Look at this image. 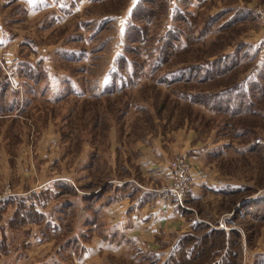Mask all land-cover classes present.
Masks as SVG:
<instances>
[{"label": "rangeland", "instance_id": "rangeland-1", "mask_svg": "<svg viewBox=\"0 0 264 264\" xmlns=\"http://www.w3.org/2000/svg\"><path fill=\"white\" fill-rule=\"evenodd\" d=\"M57 1L49 0L46 6L45 0H38L42 12L37 16L27 14L21 1L22 5L15 6L14 1L11 7L0 5V26L6 31L0 47L5 60L10 53L16 56L27 53L22 44L31 42L30 47L40 54L31 55L33 62L40 56H50L62 45L102 47L93 55L99 59L82 67L84 72L78 71L79 65L57 62L54 68H57L58 78L72 74L78 83L70 84L75 90L72 95H67L68 86L66 89L53 83L50 90L42 86L43 82L34 96H25L24 86L17 94L9 89L4 94L1 81L5 79V72L0 77V115L7 113L0 118V194L6 186L11 190L20 186L28 189L40 178L42 170L46 171L43 174L50 172L51 176L61 179L55 184L66 182L71 189L67 195L55 197L58 204L54 199L50 205L54 210L49 208L44 212V219L37 226L10 227L14 208L6 207L0 223V243L3 242L0 264H164L177 242L176 236L160 232L153 247L141 245L127 233L121 238L117 231L120 228L116 230L106 215L97 212L105 208V201L97 197L104 194L106 200L112 194V187L106 190V186L114 179L123 182L133 177L140 183L150 184L152 179L141 178L137 166L139 158L153 150L156 143L170 157V144L176 145L177 141L181 148L203 147L201 166L206 171L204 183L196 189L197 195L187 199L186 208L178 207L182 215L180 239L183 235L200 238L207 232L206 228L240 231L243 242L240 264H252L254 253L264 251V213L262 218L253 219L252 210L239 206L251 201L253 206L264 198V162L260 152L249 149L255 142L264 145V105L258 106L261 111L257 117L236 119L230 127L225 126L226 135L221 130L224 119L191 99L194 95L230 89L237 83H248L256 78L264 63V17L259 14H264V0L188 1L192 7L189 11L195 10L184 28L180 49L151 75L153 59L146 58L148 63L145 64L142 59L129 55L143 70L141 80L121 93L95 99L94 86L98 83L99 90L108 86L109 82L103 77L112 67L108 66L109 62L114 56L117 58V50L121 54L124 51V25L137 0L99 3L80 0L77 6L72 0H65L64 15L56 6ZM180 1L156 0L151 6L155 17L152 24L145 27L149 44L141 49L143 53H153L156 38L164 35ZM243 7L253 12V20L250 18L251 21L223 29L234 17V13L226 10ZM103 19L105 24H93ZM84 20L89 21L90 27L80 24ZM76 23L80 25L76 27ZM97 26L100 29L94 32ZM89 34L93 37L83 46L79 40L70 42L68 39L70 35L86 37ZM241 42L251 50L242 60V51L237 57L231 56L233 59L230 57L226 64L237 59V65L224 76L205 83L198 80L186 84L157 83L162 76L170 80L174 71L189 64L233 55L234 47ZM0 59L3 60L1 55ZM40 92L45 93L44 96ZM208 146H213L211 155ZM179 150L173 152L171 160L181 156ZM214 152L221 154L220 157L214 156ZM102 188L106 193L100 192ZM74 197L76 208L57 214L62 204ZM0 209H4L2 204Z\"/></svg>", "mask_w": 264, "mask_h": 264}, {"label": "trees", "instance_id": "trees-1", "mask_svg": "<svg viewBox=\"0 0 264 264\" xmlns=\"http://www.w3.org/2000/svg\"><path fill=\"white\" fill-rule=\"evenodd\" d=\"M102 0H93L94 3L100 2ZM190 0H181L170 20V25L167 24L164 29V35L156 38L157 46L153 48L150 52H142L143 47L148 46V33L146 26H150L153 22V17L155 13L152 9V5L156 0H137L134 7L131 9L129 18L124 25L123 39H124V51L121 54L120 50H117V58L113 57L112 61L109 62L108 66H111L103 79L109 82L107 87H104L102 90L98 87V83L94 86L96 89V94L93 93V97L104 95L112 96L118 93H121L127 89H130L138 83L142 76V69L136 62L131 61V57L136 59H142L145 61V64L148 62L146 58L153 59L150 66V75L156 69H160L163 63L169 60L173 54L180 49V44L182 43L184 28L186 27L189 20L192 19V12L195 10L192 9V12L189 11L192 7L187 3ZM232 10H226L229 13H234V17L224 25L223 29L233 28L234 25H240V23H246L247 20H253V12L245 7L243 8H231ZM235 13H237L235 15ZM250 20V21H251ZM106 21L95 20L93 24H105ZM85 27H90V23L87 20L81 21ZM76 23V27L80 25ZM171 24L173 25L171 28ZM100 26H97V29H94V32L98 31ZM93 31V30H92ZM93 32H92V34ZM74 36L76 38H74ZM93 36H76L70 35L68 37L70 42L73 40H79L81 46L86 44ZM85 39V40H84ZM136 44L135 47H130L129 45ZM30 45H33L31 42L28 44H22V48L26 49L28 52L25 54H19L15 60L16 66L14 69V77L19 79H25L31 81L35 86L33 89L31 86H26L25 93L29 96H34V92L37 88L48 87L51 90V82L57 81L59 86L65 87L68 86L67 95H72L75 93V90L70 85L69 79H73L72 74H68V77L63 79L58 78L56 74L57 62L60 64L70 65H79V72H84V67L86 64L91 63L95 59L93 58L94 54L99 53L102 47L87 49L85 46L74 48L69 45H62L54 50L50 56H40L37 58V61L30 62V55H35L38 57L36 51H34ZM243 49V50H242ZM235 53L233 55H225L223 59L216 58L215 60L207 62H199L194 64H189L183 68L177 69V72H173L170 75V80L166 76H162L157 80V83L168 85L173 82L188 83L194 80H198L199 83H205L207 81H212L214 78H219L224 76L229 70L231 71L234 67V64L238 62L237 59H234L235 62L231 64H226V61L231 56L239 55L242 51L241 60L247 57L248 52L251 50L248 47H245L243 42L239 43L234 47ZM150 53H152L150 55ZM150 55V56H148ZM54 58V59H53ZM93 59V60H92ZM148 59V60H149ZM233 59V57H231ZM56 61V62H55ZM62 62V63H61ZM50 63V67H46L44 64ZM112 63V64H111ZM53 64V65H52ZM82 65V66H81ZM237 64H235L236 66ZM262 67L259 69L258 75L256 78L248 83L242 82L241 84H235L229 88L223 90L215 91L211 94L203 95H194L192 97L193 103H201L206 109H208L213 115L224 119V123L221 125V130L224 133H228L227 129H224L225 126H231L232 121L244 117H257L260 108L258 106L264 105V63L261 64ZM114 66V67H113ZM51 72H55L51 74ZM3 74L0 66V77ZM177 75V77H176ZM101 78V77H100ZM98 80H96L97 82ZM43 82L42 86L36 87V84ZM3 93L10 88V82L7 77L4 81H1ZM78 84V83H77ZM32 88V90H31ZM67 89V88H66ZM93 89V90H94ZM64 92V91H63ZM41 96H44L45 93L40 92ZM66 95V96H67ZM63 96L62 98H64ZM222 132V133H223ZM240 135L243 134L239 133ZM238 135V134H237ZM258 139V138H257ZM252 151H257L260 155V158L264 162V145L258 144L255 142L250 148ZM221 154L215 153L214 156L220 157ZM107 187H112L106 186ZM105 188V187H104ZM100 192L105 193V189ZM70 189L66 186L65 183L52 184L44 188L41 191L32 192L24 196H18L9 198L2 203L4 209H0V223L4 215L6 214V207L11 206L14 208L13 219L10 221V227H21L26 224H36L42 219V214L38 212V208L45 209V207L50 211L54 210L53 200L55 199L56 205V196L64 195L65 192H68ZM153 190V189H152ZM102 195V194H101ZM98 198V197H97ZM254 203L253 201L247 203H241L239 206L240 209L247 208L248 211L252 210V218L257 219L258 217L262 218V213H264V207L259 205H264V198H261L257 201L256 205H250ZM248 205V206H247ZM66 204L63 203L61 209L57 211V214L63 213L65 211ZM51 214V213H50ZM207 232L202 235L200 238H192L187 236H182L181 239L178 238L176 244L172 247L170 252L167 255V259L164 261V264H240L241 257L243 253V242L242 235L240 231L235 230H220V229H209L206 228ZM232 236H235V240L232 241ZM0 243V245H2ZM260 259V260H258ZM264 264V255H256L253 259L252 264ZM151 264V263H148Z\"/></svg>", "mask_w": 264, "mask_h": 264}, {"label": "crops", "instance_id": "crops-1", "mask_svg": "<svg viewBox=\"0 0 264 264\" xmlns=\"http://www.w3.org/2000/svg\"><path fill=\"white\" fill-rule=\"evenodd\" d=\"M12 1L15 2L14 4L15 6L22 5L19 4L20 1L24 2L22 6L26 9V11H28L27 14H31L32 16L35 15L37 16L40 12H42L38 8V6L40 5L38 0H0V5L3 6V8L8 6L11 7ZM45 2H46V6H48L49 0H45ZM72 2H74V5L77 6L80 0H72ZM64 3L65 0H58L56 2V6L59 8L60 12L63 13V15L66 14ZM5 37H6V31L1 29L0 26V45H1V40L4 39ZM0 55L1 58H3V60L0 59V66L2 72H5L6 75L5 77H7L8 81L10 82L9 90L17 94L19 91H21V87L23 86L24 87H26L27 85L35 86L31 81L14 77L13 72L16 66L15 60L18 55L16 56V54L10 53L6 55L8 57L5 60V57L2 55V47H0ZM29 60L30 62H33L34 60L33 58H31V55ZM44 65L46 67H50V63H45ZM69 82L71 84L72 82H74V80H70ZM40 83L36 84V87H38ZM53 83H58V82L52 81L51 85H53ZM24 95L27 97L29 96L26 94ZM20 98L22 99L23 96H20ZM17 99L19 98L17 97ZM26 101L29 102V100ZM4 115H7V113L0 115V118L4 117ZM156 144L157 145L153 147V150L149 152L150 154L146 152L144 155H142L139 158L140 159L139 164L137 165L140 169V172L142 173L141 174L142 179L143 178L146 179L147 177L150 180L152 179L150 184L149 183L147 184L145 181L144 184L140 183L133 177H130V179H125L123 182L114 179L108 183V185L112 186L111 188L112 194L109 195L106 198V200L104 194L98 197V200L103 199L105 201V208L102 209L103 213L102 211L99 210H97V212L102 216L106 215L107 220L111 223V225H113V227L116 228V230L117 228H120V230L117 231L120 234L121 238L125 237L126 235L125 233H127L129 237L136 238L141 245L143 246L146 245L148 247L155 246L154 243L157 239L156 237L160 232L174 235L176 236L177 239L180 238V233H182V224H181L182 215H180V210H179L180 208L178 209V207L175 206L173 203L171 204L166 201H161L158 195L152 191V189L158 187L157 184L161 185L164 182L165 178L167 177L168 166H169V162L171 161L170 157L172 156L173 152L175 150L180 149L179 150L180 155L183 156L184 158H187L189 163L192 165L193 168L192 182L194 187V192L192 196L197 195L196 189L198 188V186H201V184L204 183L205 175H206L204 174V172L206 171H204L201 166V160H202L201 157L204 156L203 154H200L202 153L201 152L203 148L202 146L191 145V146H187L186 148L184 147L181 148L180 142L177 141L176 145L170 144L172 147H170V149L168 150L170 154L169 157L164 152V150L159 147V143ZM211 147L213 146H208L209 155H211ZM21 169L24 174L25 166L22 167ZM43 173H46V171L42 170V172L40 173V178H38L36 182H33L28 189L24 188L23 186L22 187L20 186L18 187V189L13 190V192L16 193V195L18 196H24L32 192L41 191L44 188L51 186L52 184H55L56 182H61L59 181L61 179H56V176H51L50 172L47 174H43ZM20 174L18 173V175ZM211 182L216 185L215 180ZM65 184L70 189V186L67 185L66 182ZM67 194L68 193L65 192V195ZM81 196L82 199L83 195ZM73 199L74 200L65 201L67 202L65 206V210H66L65 212H67L70 209L72 212L74 208H76L75 207L77 203L76 197H74ZM69 201H73L74 207L72 206L73 203ZM47 210L48 209L46 207L45 209L38 208V212L42 215H44V212H46ZM43 219L44 218H42L39 222H42ZM32 225L37 226V223ZM89 225L92 224L90 223ZM149 252H154V251L149 250ZM256 253L264 255V251L263 252L256 251L253 257L256 256Z\"/></svg>", "mask_w": 264, "mask_h": 264}, {"label": "built area", "instance_id": "built-area-1", "mask_svg": "<svg viewBox=\"0 0 264 264\" xmlns=\"http://www.w3.org/2000/svg\"><path fill=\"white\" fill-rule=\"evenodd\" d=\"M260 16L264 17L262 12ZM192 167L183 156H178L169 162L168 175L164 182L152 191L161 201L171 202L175 206L186 208L187 199L193 195ZM16 193L9 186L4 187L0 194V205L7 199L13 198Z\"/></svg>", "mask_w": 264, "mask_h": 264}]
</instances>
